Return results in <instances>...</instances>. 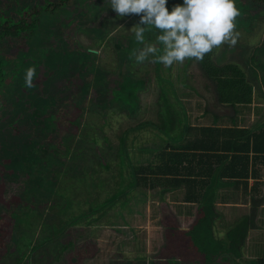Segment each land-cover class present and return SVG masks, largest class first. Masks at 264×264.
<instances>
[{
    "label": "trees",
    "instance_id": "16d2710c",
    "mask_svg": "<svg viewBox=\"0 0 264 264\" xmlns=\"http://www.w3.org/2000/svg\"><path fill=\"white\" fill-rule=\"evenodd\" d=\"M81 1L86 3L92 0ZM94 1L101 8L104 7V10H109V13L113 11L109 8V0ZM71 2L72 0H6L2 3L0 0V195L5 197L4 203H0V264H43L37 255L51 246L52 249L47 254L50 260L48 264L53 260L62 261L66 251L69 252L71 249L75 258L71 257L70 264H77L85 256V251L95 250L96 245L93 238L77 233L74 226L82 217L85 218L86 224H91L94 219H86L88 214L98 212L102 216L105 215L109 206L117 202L121 203L122 196L128 193L129 188L137 183L143 184L144 178L139 171L144 170V165L137 166V169L133 167V170H129L126 166L128 165L127 144H122L116 151L119 170H115L113 168L115 158L108 159L102 152L101 141L97 137L90 138L91 148H89L101 153L103 159L95 158V153L90 152L92 160L95 161L86 164L84 158L86 146L76 145L70 148L67 144H70L73 135L51 137L52 134L46 129L54 124L55 128L58 126L64 128L61 119H58V123L55 122L56 114L63 108L59 100L63 97L62 93L60 94V85L68 89L65 83L71 80L68 72L79 69V63L69 60L68 68H60L59 63H66L68 56H72L67 54L65 49L67 43L62 39L53 47L52 43L49 45L47 50L50 54L44 64L42 63L38 68L35 62L41 59L34 53L36 48H40L42 41L40 35L43 33L46 35L48 30L55 32L56 27L52 19L56 20L57 25L58 12L64 13L65 7ZM86 24L89 25L88 22ZM100 25L101 23L98 22L92 28L90 26V31L94 34ZM56 29L59 32L60 28ZM122 39L127 41L129 38ZM155 41L158 49L156 56H158L162 54L163 44ZM131 42L133 45V41ZM247 45L240 46L246 48ZM249 46L251 47L249 53L239 54L242 65L230 57L227 58L228 55L226 56L225 53L228 47L225 48L224 55L218 56L214 47L201 60L186 59L180 82L182 85H187L186 69L197 62L208 80L207 89L215 92L219 104L227 107L229 112H238L239 105L246 106L252 102L253 86L257 80L264 83V34L258 43ZM233 48H237L236 44L229 49L233 50ZM233 54L235 53H230V56ZM52 56L56 59H51ZM156 56L157 71L160 61ZM30 67H34L31 87L25 83V74ZM95 74H98V79L103 72L96 68ZM157 79L159 85L165 86L163 81L169 85L173 83L169 78H161L159 73ZM163 89L159 91L156 106L165 122V128L174 127L175 130H182L183 133L184 127L180 129L178 125L186 124V108H183V114L180 112L177 114L176 108L172 109L169 106L172 102L167 100L166 92H162ZM263 89L261 88V95L264 98ZM174 93L177 96L175 91ZM219 104H215V108ZM178 110L181 111L179 107ZM206 110L212 111L207 106ZM69 121L73 124V120ZM73 125L74 131L68 132L75 134L79 126L76 123ZM201 128L206 135L205 138L202 139L201 144L199 143L200 145L193 142L191 147L199 146L205 150L204 154H209L211 151L214 152L212 154L218 152L223 163L229 161L231 153L233 164L236 161L246 163L249 161L250 150L253 152L252 158L264 157V125L257 131L220 126ZM225 131L243 134V136H234V139L238 138V143L246 146H239L237 141L227 146L224 144L219 147L211 146V138L218 135V138L221 135L225 137ZM106 136L104 135V142L109 146V150L114 152L113 144ZM258 144L261 147H258ZM216 156L218 157V154ZM230 167L233 168V165ZM101 170H104L106 177L100 178ZM125 174L129 175L126 177ZM96 192L105 193L103 194L105 198L96 201L98 200L95 197ZM81 202L88 203V207L77 213L70 211L74 205ZM164 220L160 218V222L166 225L164 232L167 242L157 258L168 259L167 262H171L173 260L171 254L176 250L172 248L175 245L171 244L170 239L171 237L176 239L177 235L183 236V233L176 231L170 222ZM18 231H21V234ZM29 234V237H25ZM79 239H84L83 243H77ZM198 244L201 246L197 247L199 250L205 248L207 241ZM252 264H264V258L254 260Z\"/></svg>",
    "mask_w": 264,
    "mask_h": 264
},
{
    "label": "rangeland",
    "instance_id": "374dc122",
    "mask_svg": "<svg viewBox=\"0 0 264 264\" xmlns=\"http://www.w3.org/2000/svg\"><path fill=\"white\" fill-rule=\"evenodd\" d=\"M5 1L2 0V3ZM178 3H182V0H169L166 7L171 10V7ZM234 4L239 11V15L234 20V32L239 34L235 43L237 48L230 50L229 48L233 45L223 43L216 47V52L218 56L224 55L225 48L228 47L227 53H225L226 56L228 55L227 58L230 57V59L242 65L243 62L239 54L249 53L251 48L249 45L254 46L255 43H258L264 32V1L234 0ZM103 8L95 4L94 0L86 3H82L81 0H72L65 7L64 13L63 11L58 12L57 25L56 20L52 19L55 27L60 28L59 32L55 28L53 33L48 30L46 35L45 33L40 35L42 38L41 45L40 48L35 49L34 53L35 55L38 54L41 59L35 62L37 68L42 63L44 64L49 56V45L52 43L51 46L53 47L61 39L67 43L65 48L67 54L72 56H68L69 59L66 63H59L60 68H68L69 64L67 63L69 60L79 63V69L68 72L71 77L69 82H65L68 89L64 85H60V94L62 93L61 96L63 97L59 100H61L63 108L56 114L55 122L58 123V119H61L62 127L64 126L65 129L59 128L58 124L56 128L55 124L46 128L52 134L51 137L60 138L65 135H73L70 144L68 143L67 146L70 148L76 145L86 146L84 155L86 164L95 161L92 160L90 152L95 153V158L103 159L101 153L90 149V138L97 137L101 141L102 152L109 160L115 158L113 165L117 166L119 159L116 151L122 144H127L128 147L130 139L133 137L132 133L150 130L151 127L166 129L165 122L156 106L161 88H164L162 92H166L167 100L172 102H168L169 106L172 109L176 108L177 114L179 112L183 114L184 107L191 115L202 113L204 107L206 108V104L209 109L225 111L223 107L219 108L218 106L215 108V103H211L213 99L210 97L206 98L208 102L204 100L206 101L204 105L203 98H201V108L196 106L197 99L200 97L195 93L210 94L208 93L209 89L206 87L208 80L197 62L192 63L186 69L185 81L187 85H182L180 82L185 70L183 68L185 61L183 63H173L167 67L160 62L157 71L155 70V56L153 55H150L143 62H137L135 55L138 54L144 44L134 39V34L130 29L138 23L139 16L128 14L120 17L117 16L114 10L109 13V10ZM98 22L101 25L93 34L90 30ZM158 33L159 30L155 28L147 30L145 32V43L155 45ZM126 37L129 39L123 41L122 38ZM121 39L122 41H120ZM130 41H133V45ZM240 45H247L248 48H243ZM230 53L235 54L230 56ZM54 54L56 55V52ZM50 58L56 59L55 56ZM30 68L34 70V67ZM96 68L103 72L98 79V74H95ZM157 73L161 78L171 79L172 85H169L166 81H163L165 86L159 85ZM174 91L177 96H175ZM74 106L81 109L77 110ZM178 107L181 111L178 110ZM61 113L63 115H60ZM70 119L73 120V124L76 123L79 126L78 131L75 133L77 136L68 132L69 130L73 132L75 129L74 125L70 124ZM104 135H107L106 138L113 144L114 152H111L107 143L104 142ZM99 172L101 176L104 174L103 170ZM116 178L119 181L118 175H116ZM122 188L123 186L120 187V189ZM135 193L137 195L141 194L139 189L133 191V194ZM103 194L105 193L96 192L95 197L98 198L96 201H101L100 198ZM4 201L5 197L0 195V203L2 204ZM86 207H88V203L81 202L74 205L70 211L77 213ZM127 213L128 210H125V208L120 210L117 206L110 209L103 216L98 212L88 214L89 216L86 219H94L91 224H86L84 217L80 219L74 226L76 232L93 238L96 247L95 250L85 251V256L77 264H190L187 260L181 257L178 258V256L175 257L180 261L174 259L167 262L168 259L160 260L157 258L160 251L164 249L161 244L164 238L162 237V227L159 224L160 217L156 215L153 217V224H150V222L146 224L148 217L145 214L135 217ZM17 228L19 230V226ZM19 234H21V231ZM29 236L30 234L25 237ZM83 240L79 239L77 243H83ZM163 243L165 244V242ZM51 249L52 246L47 247L46 251L42 250L37 255L41 263L48 264L50 260L47 254ZM254 249L264 255V243L261 240L255 242ZM175 250L178 249L175 248ZM72 251L73 249L69 252L66 251V256L64 255L62 261L53 260L50 264H70L72 258H75ZM177 252L175 251L173 254L175 255ZM7 257L9 258V256Z\"/></svg>",
    "mask_w": 264,
    "mask_h": 264
},
{
    "label": "crops",
    "instance_id": "0c3cea01",
    "mask_svg": "<svg viewBox=\"0 0 264 264\" xmlns=\"http://www.w3.org/2000/svg\"><path fill=\"white\" fill-rule=\"evenodd\" d=\"M263 85L257 80L252 102L239 105L240 110L236 113L221 106L213 91L208 95L195 93L200 97L196 102L198 108L202 106L201 98L204 101L210 97L211 103H218L225 111H207L205 107L202 113L193 115L186 111V124L178 125L180 129L184 127L183 133L174 127H151L132 133L128 147L126 145V166L133 170V167L137 169L144 165V170L139 171L144 178L143 184L129 188L121 203L109 206L108 211L118 206L135 217L145 214L148 217L146 224H153V217L157 215L170 222L176 231H182L184 237L177 235L176 239H170L178 249L177 254H171L173 260L178 256L190 264H252V261L264 258L254 249L255 242L261 240L264 243V157L252 158L250 150L246 163L236 161L233 164L232 153L229 161L223 163L218 152L212 154L214 152L210 150L211 153L204 154L205 150L199 146L191 147L193 142L201 144L205 138L202 126L259 130L264 125ZM225 133V137L218 138L217 133L218 136L211 138V146H227L237 141L234 136H243L233 131ZM113 168L119 170V165L114 164ZM104 177L106 173L100 175V178ZM138 189L141 194H133ZM101 197V200L105 198L104 195ZM160 218L163 247L167 242L166 225ZM203 241H207V245L198 250L197 247H201L198 242Z\"/></svg>",
    "mask_w": 264,
    "mask_h": 264
},
{
    "label": "clouds",
    "instance_id": "9594fccd",
    "mask_svg": "<svg viewBox=\"0 0 264 264\" xmlns=\"http://www.w3.org/2000/svg\"><path fill=\"white\" fill-rule=\"evenodd\" d=\"M117 16L136 14L139 21L131 27L134 39L144 46L135 55L143 62L158 49L145 43V32L150 28L159 30L156 40L163 44L162 54L156 56L167 67L183 63L185 59H203L214 47L223 43L234 45L237 32L234 20L239 15L234 0H182L169 10V0H109ZM34 70L29 68L25 83L32 86Z\"/></svg>",
    "mask_w": 264,
    "mask_h": 264
}]
</instances>
